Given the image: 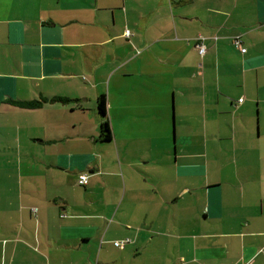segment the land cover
Here are the masks:
<instances>
[{"label": "crops", "instance_id": "0c3cea01", "mask_svg": "<svg viewBox=\"0 0 264 264\" xmlns=\"http://www.w3.org/2000/svg\"><path fill=\"white\" fill-rule=\"evenodd\" d=\"M0 99V264H264V0H0Z\"/></svg>", "mask_w": 264, "mask_h": 264}, {"label": "trees", "instance_id": "16d2710c", "mask_svg": "<svg viewBox=\"0 0 264 264\" xmlns=\"http://www.w3.org/2000/svg\"><path fill=\"white\" fill-rule=\"evenodd\" d=\"M48 99L49 98L42 97L39 99H32V100H25V101H13V102L21 107L39 108L44 104V102L48 101ZM49 100L67 101L69 99L66 97L56 96V97L50 98ZM0 103H1V99H0ZM97 105H98L99 112L101 113L103 117V120L101 122L100 137L103 141L111 140L113 137V134H112V128H111L110 121L108 120V117H107V99L105 95H101L98 98Z\"/></svg>", "mask_w": 264, "mask_h": 264}, {"label": "built area", "instance_id": "2783aa9c", "mask_svg": "<svg viewBox=\"0 0 264 264\" xmlns=\"http://www.w3.org/2000/svg\"><path fill=\"white\" fill-rule=\"evenodd\" d=\"M235 44L237 46H239V47L242 46V42H241L240 38H236L235 39ZM198 46H199V52H200V54L202 56H204L205 53H206V47H205V45L202 42H200L198 44ZM241 50L244 52V51H246V48L242 47ZM240 101H243V98H241ZM79 183L82 184V185H85L87 183V175L86 174H81L79 176ZM126 241H128V240H118V241H115V244L116 245H124L126 243Z\"/></svg>", "mask_w": 264, "mask_h": 264}, {"label": "rangeland", "instance_id": "374dc122", "mask_svg": "<svg viewBox=\"0 0 264 264\" xmlns=\"http://www.w3.org/2000/svg\"><path fill=\"white\" fill-rule=\"evenodd\" d=\"M262 117H264V114H262L261 115ZM174 141V140H173ZM173 149H174V147H173ZM173 155H175V153L173 152ZM118 246V245H117ZM119 246H122V245H119Z\"/></svg>", "mask_w": 264, "mask_h": 264}]
</instances>
